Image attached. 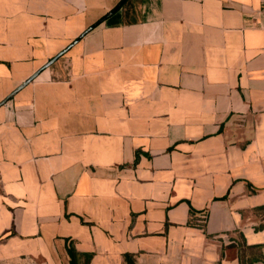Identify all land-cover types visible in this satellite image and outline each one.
<instances>
[{"label":"crops","instance_id":"obj_1","mask_svg":"<svg viewBox=\"0 0 264 264\" xmlns=\"http://www.w3.org/2000/svg\"><path fill=\"white\" fill-rule=\"evenodd\" d=\"M119 0H0V102ZM263 0H126L0 106V264H264Z\"/></svg>","mask_w":264,"mask_h":264},{"label":"water","instance_id":"obj_2","mask_svg":"<svg viewBox=\"0 0 264 264\" xmlns=\"http://www.w3.org/2000/svg\"><path fill=\"white\" fill-rule=\"evenodd\" d=\"M126 0H119L115 6L108 11L106 14H104L102 17H100L98 20L93 22L91 25H89L83 32H81L71 43H69L64 49H62L60 52H58L55 56H53L48 62H46L44 65H42L40 68H38L32 75H30L20 86L15 88L4 100L0 102V106L6 103L12 95L17 93L19 90H21L24 86H26L28 83H30L41 71L49 67L51 64H53L58 58H60L62 55H64L69 49H71L74 45H76L87 33H89L91 30H93L95 27H97L99 24H101L105 19H107L109 16H111L113 13H115L121 5Z\"/></svg>","mask_w":264,"mask_h":264},{"label":"trees","instance_id":"obj_3","mask_svg":"<svg viewBox=\"0 0 264 264\" xmlns=\"http://www.w3.org/2000/svg\"><path fill=\"white\" fill-rule=\"evenodd\" d=\"M68 254L70 256V264H75V262H76V253L74 252V250L69 248L68 249Z\"/></svg>","mask_w":264,"mask_h":264},{"label":"built area","instance_id":"obj_4","mask_svg":"<svg viewBox=\"0 0 264 264\" xmlns=\"http://www.w3.org/2000/svg\"><path fill=\"white\" fill-rule=\"evenodd\" d=\"M262 17H263V20H264V0H263Z\"/></svg>","mask_w":264,"mask_h":264}]
</instances>
